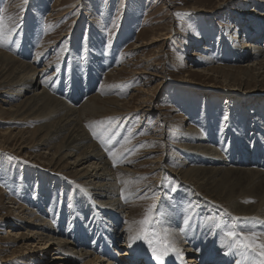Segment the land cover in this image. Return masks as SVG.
<instances>
[{"label": "rangeland", "instance_id": "374dc122", "mask_svg": "<svg viewBox=\"0 0 264 264\" xmlns=\"http://www.w3.org/2000/svg\"><path fill=\"white\" fill-rule=\"evenodd\" d=\"M0 17L6 36L0 50L42 67L41 82L26 93L48 85L51 93L76 107H82L94 93L108 100L102 111L85 117L83 123L113 162L112 172L118 171L128 202L127 217L118 227L133 232L124 241L120 234L113 236L101 228L113 238L110 250L103 246L101 251L87 236L78 243L69 241L72 251L79 242H87L89 246L82 248L92 249L99 257L93 264H110L109 259L119 262V256L128 250L134 255L130 241L141 233L139 222L146 216L152 219L149 230L160 237L167 232L169 217H174L183 223L182 230L218 220L219 230L235 247L230 231L256 233V242L264 243L261 227L245 222L238 227L241 219L227 210L224 198L216 203L208 195L207 203L196 199L191 193L195 191L179 174L182 159L194 162L188 144L199 140L228 153L231 166H245L235 162H242L238 155L243 147L236 145L242 133L249 137L250 150L258 151L254 168L264 163V77L246 70L243 64L250 56L244 57L239 50L246 46L253 52L252 43L264 44V0H0ZM168 32V38L146 43L152 36ZM75 82L77 88H83L77 98ZM4 88L0 81V264H83L86 259L78 256L62 259L66 253L49 250L45 239L31 234L36 225L32 222L39 219L29 221L27 214L35 208L65 231L75 227L76 217L81 216L79 225L87 224L90 231L99 223L93 225L91 218L101 210L93 198L99 193L88 198L87 187L72 168L51 159L62 136L47 144L20 147L36 139L42 120L15 115L13 108L21 99L15 95L18 90ZM230 174L246 179L245 174ZM245 190L243 195L250 196L254 204L262 201L260 195L252 197ZM200 193L204 196L205 191ZM140 200L144 206H139ZM20 204L26 208L23 219L20 207L16 209ZM137 219L136 225L128 227ZM217 234L200 238V243L209 244ZM58 235L65 233L59 230L55 238ZM68 235L72 240L73 233ZM89 236L94 237L93 233ZM136 242V250L144 255L140 264H164L163 257L157 258L153 252V257L148 255L152 250L144 239ZM239 248L251 252L250 260L241 258L239 262L252 264L259 249ZM237 254L225 260L227 264H234ZM187 258L184 261L189 264Z\"/></svg>", "mask_w": 264, "mask_h": 264}, {"label": "bare ground", "instance_id": "6f19581e", "mask_svg": "<svg viewBox=\"0 0 264 264\" xmlns=\"http://www.w3.org/2000/svg\"><path fill=\"white\" fill-rule=\"evenodd\" d=\"M169 36V32L162 33L159 36H152L146 43H152L156 40H164ZM254 42L256 41L254 40ZM252 46L253 52L246 49V46H239L241 55H244V57H246V55L250 56V59L247 63L243 64V66H246L247 71L251 70L257 76L264 77V44H259L257 41V43H252ZM41 69L42 67L38 68L31 61L22 60L12 54L0 50L1 85L6 88V91L18 90L15 91V95L17 93L21 98L13 108L14 114L17 116L23 115L25 118L30 117L42 120V123L38 128L39 134L35 136L36 139L33 142L22 143L20 147H32L36 144L42 143L47 144L48 142L56 140L58 137L62 136L56 149L52 152L51 159L64 161L65 165L72 168L77 177L82 180L81 183L85 184L87 187L84 192L88 198L96 192L99 193V196L93 198H95V203L97 202V204H101V207H99L101 210L98 209L100 212L97 217L96 215H91L93 225H95L94 221H99V223L94 226V229L92 227L89 231V228H87V224L85 223L79 225L78 220L81 216H77L75 227H72L70 231H65L58 226L57 228L65 233V235H58L55 238V235L58 234L59 230L54 227L53 224L48 222V220L44 219L38 211L36 212V209L33 208L30 210V213L27 214L30 219L29 221H31L32 218L39 219V221L32 222L36 225L32 227L31 234H37L41 239H45V244L50 247L49 250L57 248L58 252L66 253L67 255L63 256L62 259H67L69 256H74L76 259L78 256L82 261L83 259H86L83 264H93L99 257L98 254L93 255L92 249L88 248L84 250L85 247L82 248V245H88L87 242H79L78 246L76 245L77 249L72 251V248L74 247L70 244L72 242L69 241H75L78 243L79 240L84 241L88 236V238H91L88 239V242L96 243L98 248H100L101 251H104L105 247L103 246H106L109 249L112 245L111 240L113 238L101 230V228L108 230L113 236H118V234H120V237H124V241L125 239H129L130 233L127 228L120 230L118 227L120 220L127 217L125 211L128 207L126 205L128 202L125 203L124 201V192L122 191V186L119 182L120 177L118 171H115L114 173L112 172L111 165L113 162L108 158L106 151H104V149L92 139L91 135L86 131L85 124L83 123L85 117H92L102 111L108 100L106 101V99L100 98L98 94L94 93L87 97L82 107H76L65 98L51 93L49 91L50 89L47 87L48 85H44L42 88H38L31 93H26V90L34 87L38 81H40L38 78L40 77ZM76 84L77 83L75 82L74 95L77 98L83 93V88H77L75 86ZM116 104H120L119 101ZM144 110L148 111L149 109ZM146 138H149V136H146ZM248 139L249 137H245V133H242L239 135L238 141L236 142V145L238 144L242 146L243 149L242 151L240 150L238 155V158H240V161L242 162H235L239 165L245 166H231L230 160L228 159L229 156L227 155L228 153H224L221 149L215 147L213 143L199 140L197 143L188 144V147H190L188 154L191 153V155H193L194 162L192 161V163L189 164V161L186 159L187 157L182 159V167L179 169V174L181 181L192 187L197 193L191 192L196 199L203 198L206 202L208 195L209 197L212 196L211 200L213 199V202L216 203L219 199L224 198L228 205L227 210L230 209L231 213L238 215L237 217H240L241 219L239 222L242 223L238 222V227L241 228L245 222L246 226L261 227L264 230V182L258 183V181L264 180V163L260 164V168H254L257 167V160L255 159L258 151L253 153V151L250 150L251 147L248 146ZM155 149L156 148H152V150ZM227 151L232 152L233 150ZM68 158L74 159L67 160ZM207 160L210 163H214L210 165L202 163ZM84 162L86 164L79 167V165ZM124 169L128 170V168ZM231 172L245 174L244 176L246 179L233 178L230 176L232 175L230 174ZM247 172H251L252 174ZM245 180L247 182L246 185L243 184V181ZM229 182L232 183L233 190H230L231 185H229ZM243 188L251 195H260L261 197H259V199L262 201L260 200V203L254 204V202L250 200V196L243 195L246 193L243 191ZM201 190L205 191L204 196L200 193ZM253 195L252 197H256ZM195 198L193 199L194 201H196ZM138 204L139 206L143 205L141 200ZM18 207H20V219H23L26 215V208H24V204H20L16 209H18ZM145 208H143V210ZM89 209V211H91L92 208L89 207ZM82 213L83 211L80 215H82ZM114 216L115 219H113ZM140 219L143 220V218ZM139 220L137 219L135 223L129 222L128 227H130V225H136ZM169 221L171 225L169 224ZM106 222H109L110 226L105 225ZM167 223V232L170 236L169 241L177 242V244L174 249H169L168 253L163 256L164 264H188L184 261L185 257H188L187 261L189 264H196V262L199 264H227L225 260H232L231 257L233 254H236V252L238 253V259L234 264H241L239 262L241 258L246 261L250 260L247 258L251 257V252L249 250L242 252L237 244L235 247L234 243H232V241H230V239L219 230L221 222L218 223V220H216V223L208 220L205 221L204 224L192 226L188 230H182L183 223H179L174 217H169ZM208 226L211 227V230ZM69 232L73 233L72 240L67 238ZM215 232H218V234L213 237L209 244L200 243V238L212 237ZM92 233L94 237L89 236L92 235ZM130 243L131 246L133 245L135 247L133 248L135 249L134 255L131 254V251H126L127 249H125L124 251H126V253H120L122 256L119 254L120 256L118 260L121 261H119V264H140L139 262L142 261L140 257H143L144 255L140 249L136 250L138 248L136 240L132 239ZM176 250H179V254ZM105 251H108L107 248ZM104 253L105 252H103V254ZM150 253H152V251L149 250L148 255L152 256ZM187 253L192 254L188 256L186 255ZM255 256H257V254H255ZM127 257L131 258L130 262ZM181 259L183 261H181ZM261 259H264V257H261ZM109 260L111 262L110 264L115 263L112 259Z\"/></svg>", "mask_w": 264, "mask_h": 264}, {"label": "snow or ice", "instance_id": "6c2138e0", "mask_svg": "<svg viewBox=\"0 0 264 264\" xmlns=\"http://www.w3.org/2000/svg\"><path fill=\"white\" fill-rule=\"evenodd\" d=\"M4 39H6L4 21L3 18L0 17V45L3 44ZM149 213H151V209H149ZM140 223L143 226L141 229V233L133 237L132 239H144L149 244V247L151 248L154 255L157 256V258H161L166 255L169 249H174V241H169L168 233L166 231L163 237H160V234L156 233L155 231L149 230L152 224V219L150 216H146V218ZM228 236L233 237L235 243L245 249H259L257 256L264 257V243L256 242V233L242 235L240 233L230 231L228 233ZM176 251L179 254V250ZM257 256L252 257V264H264V259H258Z\"/></svg>", "mask_w": 264, "mask_h": 264}]
</instances>
